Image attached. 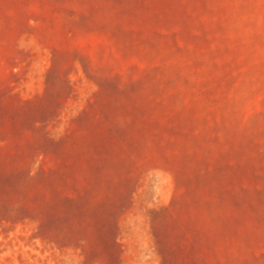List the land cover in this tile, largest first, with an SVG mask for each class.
Instances as JSON below:
<instances>
[{"label": "rangeland", "instance_id": "rangeland-1", "mask_svg": "<svg viewBox=\"0 0 264 264\" xmlns=\"http://www.w3.org/2000/svg\"><path fill=\"white\" fill-rule=\"evenodd\" d=\"M0 264H264V0H0Z\"/></svg>", "mask_w": 264, "mask_h": 264}]
</instances>
